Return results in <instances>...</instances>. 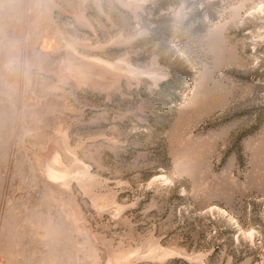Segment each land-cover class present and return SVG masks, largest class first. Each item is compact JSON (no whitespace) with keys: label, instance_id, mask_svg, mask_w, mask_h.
<instances>
[{"label":"rangeland","instance_id":"rangeland-1","mask_svg":"<svg viewBox=\"0 0 264 264\" xmlns=\"http://www.w3.org/2000/svg\"><path fill=\"white\" fill-rule=\"evenodd\" d=\"M0 264H264V0H0Z\"/></svg>","mask_w":264,"mask_h":264},{"label":"bare ground","instance_id":"bare-ground-1","mask_svg":"<svg viewBox=\"0 0 264 264\" xmlns=\"http://www.w3.org/2000/svg\"><path fill=\"white\" fill-rule=\"evenodd\" d=\"M163 180V179H160V181Z\"/></svg>","mask_w":264,"mask_h":264}]
</instances>
